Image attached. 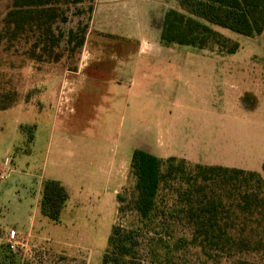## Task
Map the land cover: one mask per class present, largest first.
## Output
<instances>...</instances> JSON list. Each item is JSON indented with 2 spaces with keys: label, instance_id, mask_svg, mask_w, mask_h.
Returning a JSON list of instances; mask_svg holds the SVG:
<instances>
[{
  "label": "crops",
  "instance_id": "obj_1",
  "mask_svg": "<svg viewBox=\"0 0 264 264\" xmlns=\"http://www.w3.org/2000/svg\"><path fill=\"white\" fill-rule=\"evenodd\" d=\"M173 5L174 0H92L81 58L58 83L49 114L26 106L0 109L22 115V123L15 120L10 128L0 124V164H9L0 181V235L13 230L26 260H40L41 249L71 255L74 246H83L66 237L69 219L113 205L135 148L161 158L245 166L229 155L245 150L242 133L229 124L250 116L249 90L235 87V75L220 88L217 63H186L178 56L182 44L161 41L165 12ZM221 102L233 111L220 110ZM112 115L110 125L100 120ZM44 118L47 125L40 126ZM91 119L98 127L90 126ZM46 179L58 180L67 192L55 221L40 211Z\"/></svg>",
  "mask_w": 264,
  "mask_h": 264
},
{
  "label": "trees",
  "instance_id": "obj_2",
  "mask_svg": "<svg viewBox=\"0 0 264 264\" xmlns=\"http://www.w3.org/2000/svg\"><path fill=\"white\" fill-rule=\"evenodd\" d=\"M78 1H88L90 12L92 0H12L0 19V42L4 38L8 47L15 41L29 42L30 58L52 57L62 37L61 32L54 30L55 22L63 14L59 4ZM178 3L181 10L168 8L165 12L160 35L164 44L232 54L239 43L216 28L252 36L264 27V0H178ZM75 37L77 40L71 48L83 42V34ZM73 38L68 34L66 46ZM10 106L5 101L0 103V109ZM129 169L134 195L127 206L142 226L113 224L100 264H137L134 259L138 230L154 227L152 224L161 220H168L169 224L184 220L189 227L187 241L208 257L249 251L264 253V178L258 171L201 163L188 165L183 158H161L141 148L132 151ZM170 197L174 198L173 203H179L176 207H165ZM66 198L67 192L58 180H44L41 213L58 220ZM124 198L117 193V213L124 210ZM167 238H172L169 227L157 239ZM9 251L2 254L1 262Z\"/></svg>",
  "mask_w": 264,
  "mask_h": 264
},
{
  "label": "rangeland",
  "instance_id": "obj_3",
  "mask_svg": "<svg viewBox=\"0 0 264 264\" xmlns=\"http://www.w3.org/2000/svg\"><path fill=\"white\" fill-rule=\"evenodd\" d=\"M11 1L0 0V19L11 5ZM59 5L63 7L61 16L64 19L61 20V16L58 17L54 24L56 27L54 30L55 33L61 32L62 37L58 47L54 48L52 57L44 56L41 60L30 58L28 53L29 42L15 41L8 47L5 45V39L1 40L0 103L5 101L11 103V106H26V109L30 111L37 108L48 114L51 111L59 92L58 83L60 85L62 82L67 68L73 67L81 58V47L84 43L89 20L88 1L61 3ZM170 8L181 10L178 0H174V5ZM216 29L220 31V28ZM220 32L222 33V31ZM68 34H72L74 38L69 46H66L65 39ZM82 34V44L71 48L77 40L75 36ZM230 34L236 35V38H231L239 43L238 49L232 54L216 53L209 48H203L201 51L199 48L181 45L178 56H180L181 61L190 64L217 63L218 68L213 71L218 75L220 88L226 84L224 83L225 78L232 80L233 75H235V87H239L238 90H243L244 87L245 90H249L247 95L252 101L250 103L252 105L250 116L243 121L236 118L233 124H229L230 129H233L235 133H242L243 137L239 138L244 140L245 150L241 155H239L241 152L239 150H234L233 155L232 152L229 155L234 158L235 162L245 161L243 164L245 166L240 165L239 168L258 171L264 178V27L262 32L252 36H244L234 32H230ZM229 62L240 64V68L229 69L225 64ZM205 72L204 70V74ZM234 103H239V100L236 99ZM15 110L1 111L0 124L10 128L15 120L22 123V115L19 114L18 110L17 112ZM220 110L233 111V108L227 106L225 102H221ZM36 118L38 119L35 117L34 121ZM78 119L80 120V118ZM39 120L40 126L47 125L45 118ZM100 120H105L110 125L112 122L114 123L115 116L100 118ZM91 121V127H98L95 119H91ZM75 124L77 125V123ZM23 129L24 132L29 133L31 128L24 126ZM183 159L188 165L195 164L191 160ZM132 185L133 176L129 169L121 189L118 190V193L125 197L122 202L123 212L117 213L119 204L115 198L113 205L110 203L102 205L101 210L103 211L83 215L88 219L82 225L83 216L72 215L69 219L71 223L69 225L66 223L71 227L69 231H66V237L83 244V246L73 247L77 249V251L74 250V254L66 255L41 249L38 251L41 255L40 260L28 261L22 253V239L12 230L11 233L6 232L5 237L0 235V259L6 250H10L8 252L10 254L6 256L3 262L0 261V264H22L24 262L28 264H86V261H88L87 264H100L101 255L107 247L108 234L113 224L118 223L133 228L142 226V223L137 221L135 213L129 211L127 206L134 195ZM173 199L172 197L166 199L165 207H172L173 205L176 207L179 204L173 203ZM152 226L154 227H142L138 230V245L135 248L136 257L134 259L137 264H239L238 261H245L248 264L264 263L262 251L242 252L231 256H205L199 247L193 246L187 241L189 227L184 220L176 221L173 224H169L168 220H161L160 223L158 221ZM165 227H169L172 231V238L160 241L157 239L158 235L163 232ZM180 236L185 238L178 240ZM10 241L18 242L14 249L8 248ZM175 242L177 243L175 244Z\"/></svg>",
  "mask_w": 264,
  "mask_h": 264
},
{
  "label": "built area",
  "instance_id": "obj_4",
  "mask_svg": "<svg viewBox=\"0 0 264 264\" xmlns=\"http://www.w3.org/2000/svg\"><path fill=\"white\" fill-rule=\"evenodd\" d=\"M8 171H9V164L8 163H6V164H0V181H2V180H4V179L7 178ZM17 244H18L17 241H10L9 242V246L12 249H14Z\"/></svg>",
  "mask_w": 264,
  "mask_h": 264
}]
</instances>
